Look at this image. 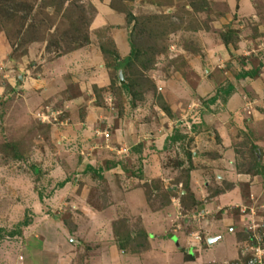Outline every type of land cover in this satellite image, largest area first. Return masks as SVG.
Segmentation results:
<instances>
[{"label":"rangeland","instance_id":"rangeland-1","mask_svg":"<svg viewBox=\"0 0 264 264\" xmlns=\"http://www.w3.org/2000/svg\"><path fill=\"white\" fill-rule=\"evenodd\" d=\"M237 1L6 0L5 8L14 13L6 18L0 10V79H4L0 81V264H158V257L146 252L141 256L148 259L146 263L128 260L118 247L112 260L105 259L112 253L108 243L115 238L112 226L133 234L139 228V200L136 192L128 193L140 189L151 208L167 196L163 187L152 191L158 174L184 180L191 166L197 165L202 175L222 166L220 160L207 161L211 156L203 152L205 163H210L205 169L200 165L203 157L187 164L180 149L173 147L160 154L162 148L157 149L159 161L149 168L152 165L145 166L135 153L125 154L120 144L129 143L133 129L140 127L164 132L175 120L192 127L191 119L205 99L193 86L200 74H206L205 66L234 71L246 63L245 57L256 54L252 49L264 32V0H251L255 10L245 15ZM123 15L124 24L119 17ZM226 29L234 32L224 42ZM114 35L121 45L131 35L139 47V59L125 71L121 67L122 76L133 80L134 95L120 89L115 80L118 69L111 67L106 66L105 75L110 84L98 87L88 82L91 71L100 67L90 61L91 53L111 39L115 43ZM64 53L71 55L58 66L57 58ZM100 62L106 63L104 56ZM246 101L244 107L249 105ZM223 102L220 99L218 106ZM116 127L128 129L129 137L123 138V130L120 137ZM192 130L189 147L217 150L209 142L197 146L194 140L200 141L202 133ZM103 132L109 134L107 140ZM138 134L136 139H143V133ZM248 160L243 169L252 167ZM142 166L153 175V187L144 179ZM219 186L223 190L225 184ZM210 194L200 201L209 200ZM249 199L246 205L226 207L235 240L226 233L218 241L220 249L212 251L223 258L204 259L201 246L193 251L200 257L184 253L167 264L192 259L190 264L243 261L246 227L252 218H238L237 212L244 207L248 215L252 208L258 222L264 220V209L259 208L264 198L255 194ZM192 209L182 210L186 215L182 218L191 223L188 232L199 229L192 240L201 241L208 231L207 221L202 223L205 212ZM223 209L212 210L207 220L224 217ZM25 219L28 223L18 227ZM16 228L19 234L7 232Z\"/></svg>","mask_w":264,"mask_h":264},{"label":"crops","instance_id":"crops-1","mask_svg":"<svg viewBox=\"0 0 264 264\" xmlns=\"http://www.w3.org/2000/svg\"><path fill=\"white\" fill-rule=\"evenodd\" d=\"M228 1L231 3L232 0ZM233 1L235 2L236 0ZM250 1L251 0L237 1V4L240 5L239 12L241 14L243 13L245 15V12L247 13V11L252 12L255 10L252 4H250ZM114 16L116 17V15ZM119 17L121 22L124 24V15ZM115 33L117 32L115 31ZM259 34H261V36L257 40L258 42L255 45V50L252 49V51H256V54H251L247 58L245 57L244 60L246 63H241V67L238 69L236 68L232 71L231 69L225 67L217 70L213 66H205L204 70L206 74H200L193 86L194 89H196V91H198L205 99L203 100L201 108L198 110L199 112L197 111V116L191 119V122H193L192 127L186 128L183 126V122L180 123L176 120L173 127L166 129L164 132L160 130L153 131L152 128H147L144 131V129L140 127V129H133L134 131L130 137L131 140H129V143L120 144V149L123 148L124 150H122L125 154L130 153L131 155V153H135L139 156L140 161L141 159L143 160L142 162L145 166L146 164L149 166L152 165L149 168H153V163L159 161V156L156 154L157 149L162 148V152L159 151L158 153L160 154L164 153V151L172 149L173 147L175 149H180V152H182V155L185 157L184 162L187 164H195V160L203 157V163L200 165L204 169L206 164H210L209 162L207 163V161L212 162L220 160L219 162L222 166L213 167L212 171L208 174H204V172H202L203 175L200 174L201 170H198L199 167L197 165L194 167L191 166V169H189L186 174L187 178H185L188 180L191 199L195 200V202L193 205L187 207L184 202H187V200L190 201V198H184V196H187L188 192L186 193V190H184L183 180L180 176L177 175V178L175 177V179L172 177H166L164 174L159 175L156 173L158 174V179L156 180H158L159 186L153 187V175H148V167L145 168V166H142V174H144V179L148 180L150 186L154 188L152 191L157 193L159 192L158 188L163 187L162 189L166 190L168 198L167 201L162 200L159 205H153L150 208L148 203L143 200V193L140 189L130 191L128 193L132 196H135L133 194L134 192L137 194L139 200L137 202L139 207H137L140 223L139 228L145 231V238L147 242V249L145 250V247L141 249L142 251L139 253H126L122 250L123 253L121 254L126 256L128 260L140 259L139 261L146 263L148 259L146 257L141 258V256L149 253V255L154 254L158 257V259H156L158 260V264H167L168 262L173 263L174 259H178V256L183 255L184 253L188 256H195L197 258L200 257L201 254L196 256L193 254V251L198 252L201 246H205V248H203L204 259L205 257L216 259L223 258L220 255L212 254H214V251L216 252V248L220 247L218 241L222 236H225L226 233H229L232 239L235 240L234 223H232L226 207L246 205L250 201L249 197H252V195L255 194L261 195L264 198V32ZM114 39L120 57L126 56L130 51L129 42L126 43V45H121L118 41L119 39L115 37V35ZM71 53H64L60 55L57 58L58 62H56V64H58V66L64 64ZM90 56V61L97 63L100 67H98L99 69L97 71L91 69L92 74L88 77H91L92 79H89L88 82L93 85H98V87L110 84L109 80H106L105 77L107 73L106 66L104 62H100L103 57L100 50L95 51V53H91ZM251 60H257V63L254 64L255 62H253L251 64ZM18 63L19 62H16V60H13V64L20 68L21 65ZM256 66H260L257 76L244 78L241 76L239 77L238 74L241 71L249 70ZM17 76H20L18 79L21 80L22 75ZM2 80L4 79H0V81ZM29 83H32V80H29ZM33 84L35 85V81ZM230 85L232 88L229 93H225V91L220 90L214 100L209 99L217 92L219 87L228 88ZM220 99L224 100L223 107L218 106L220 105ZM246 100H248L249 105H245L244 107ZM197 122L201 124L196 125ZM196 128L199 133H202V137H200V141L195 139L194 143L198 141L197 146H204L209 142L210 146L213 148L217 147V150H203L199 152L201 149L199 147V149H196L192 142L191 144L194 147L192 145L189 147L191 140L190 136L194 133L192 129H195L196 132ZM122 130L124 137L120 135ZM114 132L119 133L120 137L126 138V135L129 137L128 129L116 127ZM138 132H141V134L143 133V139H136L139 135ZM208 133H211V135ZM174 138L176 139L173 140ZM120 143L123 142L120 141ZM242 148L244 151L241 150ZM185 149L188 150L185 151ZM202 152L204 155L210 154L209 156L213 158L211 159V157H208V159L207 157H204ZM187 153H189V155H187ZM250 155L251 158L249 159L248 157ZM200 159L202 161V158ZM205 159L207 160L206 163L204 161ZM247 160L249 161L248 164L253 166L252 170L243 169V167H241L247 164ZM182 165L183 164H181V166ZM214 183L218 184V187H214ZM219 184H225L226 187L224 186V189L222 190ZM207 193H211L208 195L210 196V199L205 202H201L200 200ZM187 208L196 209V213H198V211L205 212V216L203 217L204 221H202V219L201 221L202 223L207 221L206 223L208 225L206 227L208 231L204 234V239L201 241L200 239H196L197 242L192 240L193 234L199 229L193 228L190 232L186 230V226L189 221L183 219L182 217L186 216L183 211H186ZM221 208L224 211L226 210L224 217H219V215H217L218 217H212L207 220V217L210 216L212 210H220ZM237 214L238 218L241 217L240 212H237ZM198 218L199 216L197 219ZM171 219H174L175 223L171 222ZM111 224L112 222L110 223V226ZM190 225L191 223H189L188 226ZM161 227H165L166 230H162ZM113 235L114 234L112 232V236ZM110 237L111 235L108 238ZM209 237H216V239L212 242H208ZM108 243L112 253L110 256L105 257V259L112 260L114 253H116L114 251L117 249L115 238L112 237V240ZM195 245L196 247L194 248ZM208 251H210V255L207 254ZM150 257L152 258L149 259H154L153 256ZM194 261V259L184 261V264L194 263Z\"/></svg>","mask_w":264,"mask_h":264},{"label":"trees","instance_id":"trees-1","mask_svg":"<svg viewBox=\"0 0 264 264\" xmlns=\"http://www.w3.org/2000/svg\"><path fill=\"white\" fill-rule=\"evenodd\" d=\"M2 1L3 0H0V10L3 11V15H5L6 18H9L13 15L14 12L11 10L9 11V9L5 8V5H7L6 0H4V2H2ZM3 5H4V7H3ZM126 15L128 16V13H126ZM233 32H234L233 29H226L225 31H223L222 32L223 41L227 42V39H229L230 35L232 37ZM110 41H111L110 43L102 44L100 46L102 56H104V59L106 61L105 66L111 67L112 69H116V70L119 67H122L125 71V68L131 66L135 59H137V60L139 59V52H140L139 47H138V45L136 46L133 43L131 35L128 38L129 45H130V51L124 57H120L119 52L116 48V45H115L113 39H111ZM109 57H112V59H113L112 62L108 61ZM144 64H146V63H144ZM260 66H256V67L249 69V70L241 71L238 75H239V77L241 76L242 78H244V77H255L259 73ZM123 78H124L123 82H121L119 84V86L121 87L120 89H124L125 91L130 92L134 95V91H133V87H132L133 80L129 79V78L127 79L125 76H123ZM115 80L116 81L118 80L117 77ZM231 88H232L231 85H230V87L228 86V88L219 87L217 89V92L212 97H210L209 99L214 100L217 96L218 91H220V90L225 91V93H229ZM176 138H174L173 140H175ZM187 155H189V153H187ZM86 167L92 168L91 165H87ZM250 169L252 170L253 166ZM186 178H187V176H186ZM186 178L183 180V187H184V190H186V193L188 192L187 196H184V198H188V199L190 198V201L187 200V202H184V204L187 207V206L193 205L195 200L191 199V193L189 191L188 180ZM61 183H63V181ZM156 186H159V185L156 184ZM163 200L167 201V196H165V198ZM26 223H28V219L22 220V222H19L17 225L19 227L20 225H26ZM122 228H123V226H122ZM7 232L10 234L11 233H16V234L18 233L19 234L20 228L19 229H17V228L16 229H9ZM112 232L114 234L115 243H116L117 247L121 248L125 252H129V253L136 252L139 249H141V248L143 249L147 246V242H146V238H145L146 233H145V231H143L140 228H137L135 233L133 234V231L130 229H128V230L127 229L126 230L120 229V228L116 229V227L112 226Z\"/></svg>","mask_w":264,"mask_h":264},{"label":"built area","instance_id":"built-area-1","mask_svg":"<svg viewBox=\"0 0 264 264\" xmlns=\"http://www.w3.org/2000/svg\"><path fill=\"white\" fill-rule=\"evenodd\" d=\"M40 118H44V113L40 115ZM106 140L109 137L107 132H103ZM105 140V142H106ZM252 206L247 208H251ZM264 205L259 208L262 210ZM246 208L240 209L241 217L247 216L248 219L252 218L250 224L246 227L248 229L246 245L242 250L241 262L235 261L234 264H264V220L258 222L259 215H256L254 209H250V214L245 215ZM253 218L255 220H253Z\"/></svg>","mask_w":264,"mask_h":264},{"label":"water","instance_id":"water-1","mask_svg":"<svg viewBox=\"0 0 264 264\" xmlns=\"http://www.w3.org/2000/svg\"><path fill=\"white\" fill-rule=\"evenodd\" d=\"M123 72H122V69L121 67L118 68V75H117V79L119 81V83L123 82ZM18 78H20V76H18ZM214 239H216V237H209L208 238V242H212Z\"/></svg>","mask_w":264,"mask_h":264},{"label":"clouds","instance_id":"clouds-1","mask_svg":"<svg viewBox=\"0 0 264 264\" xmlns=\"http://www.w3.org/2000/svg\"><path fill=\"white\" fill-rule=\"evenodd\" d=\"M251 203H253V202H251ZM261 205H264V202H263V203H260V206H261ZM249 206H250V205H249ZM263 209H264V207L262 208V210H263ZM260 211H261V209H260Z\"/></svg>","mask_w":264,"mask_h":264}]
</instances>
